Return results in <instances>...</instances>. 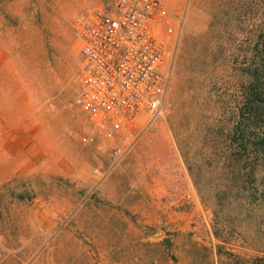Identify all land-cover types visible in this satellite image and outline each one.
<instances>
[{"label":"rangeland","instance_id":"1","mask_svg":"<svg viewBox=\"0 0 264 264\" xmlns=\"http://www.w3.org/2000/svg\"><path fill=\"white\" fill-rule=\"evenodd\" d=\"M107 1L0 0V264H188L190 241L214 247L211 210L172 127L223 105L237 0H163L184 20L172 82L159 117L142 121L118 160L74 101V18ZM186 44L206 54L200 75L179 65ZM164 238L165 262L155 245Z\"/></svg>","mask_w":264,"mask_h":264},{"label":"trees","instance_id":"2","mask_svg":"<svg viewBox=\"0 0 264 264\" xmlns=\"http://www.w3.org/2000/svg\"><path fill=\"white\" fill-rule=\"evenodd\" d=\"M233 11L237 54L222 58L223 105L202 108L189 121L182 113L172 127L200 201L211 210L216 241L213 248L190 241L188 264H264V0H237ZM197 47L184 45L179 65L188 62V70L200 75L207 63ZM155 245L161 260H169L170 239ZM245 251L256 254L250 258Z\"/></svg>","mask_w":264,"mask_h":264},{"label":"built area","instance_id":"3","mask_svg":"<svg viewBox=\"0 0 264 264\" xmlns=\"http://www.w3.org/2000/svg\"><path fill=\"white\" fill-rule=\"evenodd\" d=\"M182 16L163 0H108L83 8L73 27L79 45L74 101L120 159L138 126L161 114L173 78Z\"/></svg>","mask_w":264,"mask_h":264}]
</instances>
